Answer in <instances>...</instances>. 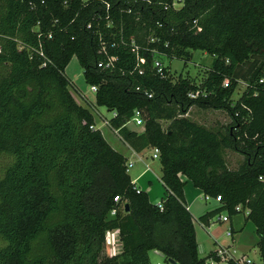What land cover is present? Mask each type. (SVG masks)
<instances>
[{
    "label": "trees",
    "instance_id": "1",
    "mask_svg": "<svg viewBox=\"0 0 264 264\" xmlns=\"http://www.w3.org/2000/svg\"><path fill=\"white\" fill-rule=\"evenodd\" d=\"M193 50L212 57L199 83L167 66L156 72V58L185 65ZM110 56L112 65L97 66ZM72 57L96 86L94 103L78 93L112 113L107 127L135 152L156 148L157 203L71 94ZM263 68L264 0H0V264H151V250L204 264L187 182L218 203L198 221L241 215L264 264ZM238 81L246 87L231 103ZM195 90L204 95L189 98ZM191 106L223 109L230 121L206 128L185 116ZM225 150L242 157L235 169ZM112 229L122 249L104 257Z\"/></svg>",
    "mask_w": 264,
    "mask_h": 264
},
{
    "label": "rangeland",
    "instance_id": "2",
    "mask_svg": "<svg viewBox=\"0 0 264 264\" xmlns=\"http://www.w3.org/2000/svg\"><path fill=\"white\" fill-rule=\"evenodd\" d=\"M174 5L175 7H178L179 2L175 3ZM159 59L164 66H167L170 75L174 78H176L177 75L186 76L188 78L193 79L195 83H199V81L203 77L205 69L209 68L212 57L204 53L203 51L193 50L191 51V59L187 61L185 65L184 62L178 58L160 56ZM64 72L72 83L70 87V92L73 95L74 99L77 103L85 107H89V109H91L95 117V126L102 131L105 140L110 145H113L112 147L114 149H119V152L121 154H123V152L127 153V148L122 144V142L118 139L114 132L109 127L103 125L100 113L98 111L103 113L102 115H104L107 119L112 116V113L108 111L105 107L95 106L97 111L92 109V107L87 103V101L84 100L78 93L81 92L87 97V99L91 103H94V92H92L90 86L85 83L83 77V69L75 57L71 58ZM245 87L246 82L238 81L236 88L234 89L233 93L229 98L231 103H234L239 98ZM186 117L189 120L194 121L206 128L220 131H222L224 126L230 121L229 116L223 109L203 108L199 106H192L188 111ZM150 153L147 154L148 156L146 158L144 157L143 162H135L133 167L129 169L128 174L130 175L131 179H135L145 169V165L147 164L149 166V170L146 171L141 178H139L136 184L137 186L141 187L148 186V180H150V201H152L153 203H157L160 199L164 197L165 194L163 187L160 185V182L158 180V177L160 176L159 163L156 158H152V153L151 155ZM224 158L226 161V166L229 169H235L242 159L239 154L230 150L224 151ZM186 190L188 192L186 196L189 206L188 210L192 218L194 232L198 242L202 244V251L200 250L199 255L204 256V254L206 255V252L209 248L213 249V245L211 246V238L207 234V231H209V233H213L214 235H216L217 240L221 245L230 244V242L232 241L231 243L235 250L234 255L239 254L241 252L242 247H244V245L249 244L248 247L243 250V253L246 254L247 257L257 260V262L260 264V260L256 258L257 253H253V251L256 250V247L253 244L254 240H256V236L254 234L252 224L250 222H247L245 223V225H243L244 222L242 216L240 215L237 221L238 224L235 225L236 227H238V225L241 224L243 225V228L240 233L234 236L233 240H230V238L226 237L225 230H227L228 223L218 222L216 220L218 215H214L210 219L212 223L209 228L202 229L198 225V217L204 214L205 212L216 208L218 206V203L213 199L204 200L203 195L191 186H186ZM224 214V212H220L219 215ZM101 255H103L104 257L109 256V253L106 249V245ZM156 260V258L151 257L152 262H155ZM159 264L166 263L160 259Z\"/></svg>",
    "mask_w": 264,
    "mask_h": 264
},
{
    "label": "built area",
    "instance_id": "3",
    "mask_svg": "<svg viewBox=\"0 0 264 264\" xmlns=\"http://www.w3.org/2000/svg\"><path fill=\"white\" fill-rule=\"evenodd\" d=\"M174 5V3H173ZM89 26V25H88ZM116 60V57L114 56H110L106 62L103 61H99L97 63L98 67H102V68H107L110 65H112V63ZM154 67L156 68V72L159 75H163V71L162 68L164 67V65L162 64V62L159 59H155L154 60ZM141 72V71H140ZM258 82L260 84H264V68H263V76L260 77L258 79ZM90 89L92 92L96 91V86L92 85L90 86ZM149 96H151L150 94H148ZM199 95H204L203 92L199 91V90H195L192 92H188L187 96L189 98H196ZM136 125H140L141 124V118H140V113L139 111H135L132 119H131ZM102 123L105 126H109L107 119H102ZM96 126L92 127L95 128ZM116 135V131H113ZM118 136V135H117ZM152 158H157V150L156 148L153 149L152 152ZM134 164V161H132L131 159L128 161L127 166L128 168L132 167ZM146 169H149L148 165H146ZM258 179L260 181H262L263 179L259 176ZM204 199H208V196H203ZM113 200L115 202H118L120 200L119 196H115L113 198ZM158 207H160L159 204H157ZM239 207H235V209H238ZM116 213V209L113 208L110 210V214L113 215ZM247 211L244 210V214H246ZM217 221L219 222H227V218L225 217V215H218L217 216ZM202 226V225H201ZM225 235H227L228 237L230 236L229 231L225 230ZM104 240H105V245L109 248V255L110 256H114L117 255L121 252V250L119 249V245H120V239H119V232L117 229H112V230H107L105 232V236H104ZM234 248L231 244H225V245H221V244H216L214 245L213 249H211L209 251V254L207 256V258L204 261V264H255L254 261L252 260V258L247 257L245 254L239 253V254H235L234 255Z\"/></svg>",
    "mask_w": 264,
    "mask_h": 264
},
{
    "label": "crops",
    "instance_id": "4",
    "mask_svg": "<svg viewBox=\"0 0 264 264\" xmlns=\"http://www.w3.org/2000/svg\"><path fill=\"white\" fill-rule=\"evenodd\" d=\"M192 107V106H191ZM190 107V108H191ZM190 108L188 109V111L190 110ZM188 111L186 112V116H187V113H188ZM99 113H100V117H101V119H107L104 115H102L103 113H101L100 111H98ZM104 135V134H103ZM119 139V138H118ZM120 140V139H119ZM121 141V140H120ZM122 142V141H121ZM122 144L127 148V153H124L123 152V155H125L127 158H132L131 160L132 161H134V163L135 162H143V160H144V157L146 158L148 155L147 154H149L150 152L152 153L153 152V150L152 149H143L142 151H140V152H135V151H133L131 148H129L125 143H123L122 142ZM111 146H113V145H111ZM117 150V149H116ZM117 151H119V149L117 150ZM151 153H150V155H151ZM149 155V156H150ZM139 160V161H138ZM134 165V164H133ZM147 165V164H146ZM146 165H145V169L135 178V179H132L133 180V182L135 183V185L137 186V184H136V182L139 180V178H141L142 177V175L146 172V171H148L149 169H146ZM149 167V166H148ZM180 179H184V177L183 176H180ZM148 183H149V185L148 186H144V187H141V186H137V187H139L140 189H142V190H145L146 192H147V194H148V197H149V199H150V192H151V181L150 180H148ZM186 186H190V183L189 182H187L186 183V185L184 186V188H183V198H184V204L186 205V209L188 210V208H189V206H188V200H187V198H186V196H187V194H188V192H187V190H186ZM195 189V188H194ZM195 190H197V189H195ZM199 193H201L199 190H197ZM204 199V198H203ZM210 199H212V198H208V199H204V200H210ZM214 201H216L215 199H213ZM217 202V201H216ZM189 211V210H188ZM240 215H235V216H233V217H231L228 221H227V223H228V226H230L232 229H233V233H232V235L230 236V237H228L227 235H226V237L227 238H230V240H233L234 239V236L235 235H237L238 233H240L241 232V230H242V228H243V225H245V223H247V222H245L243 225H241V224H239L238 225V227H236V225L235 224H238V217H239ZM219 222V221H218ZM211 221H210V219L208 220V224H206V225H203L202 223H200V222H198V225L202 228V229H207V228H209L210 227V225H211ZM202 225V226H201ZM240 227V228H239ZM207 234L209 235V237L211 238V246L213 245H216V244H220L219 242H218V240H217V237H216V235H214L213 233H209V231H207ZM194 235H195V232H194ZM195 241H196V244H197V252H198V254L200 253V250L202 249L201 247V243L200 242H198V240H197V238H196V235H195ZM232 242V241H231ZM230 242V244L232 245V243ZM228 243V242H227ZM254 246H255V240H254ZM249 245V244H248ZM248 245H244V247H242V249H241V252L240 253H242V254H244L243 253V250L245 249V248H247L248 247ZM213 246H212V248H213ZM233 246V245H232ZM256 247V246H255ZM106 249H107V252L109 253V248L106 246ZM119 249L121 250L122 249V245H121V243H120V245H119ZM211 250V248H209L208 250H207V252H206V254L209 252ZM247 250V249H246ZM202 251V250H201ZM247 252V251H246ZM245 252V253H246ZM253 253L255 254V253H257L256 254V258L259 260V257H258V250H257V247H256V250H254L253 251ZM205 255V254H204ZM246 255V254H245ZM199 256H201V255H199ZM151 257H154V258H156L157 260L155 261V262H152L151 261ZM202 257V256H201ZM149 258H150V263L151 264H159V260L161 259V260H163V256H162V254L159 252V251H157V250H151L150 252H149ZM253 261H254V263L255 264H259L258 262H257V260H255V259H252ZM164 261V260H163ZM165 262V261H164ZM166 264H171L169 261L168 262H165Z\"/></svg>",
    "mask_w": 264,
    "mask_h": 264
},
{
    "label": "water",
    "instance_id": "5",
    "mask_svg": "<svg viewBox=\"0 0 264 264\" xmlns=\"http://www.w3.org/2000/svg\"><path fill=\"white\" fill-rule=\"evenodd\" d=\"M127 209H128V205L126 204L125 205V210L127 211ZM171 264H176L173 260H171V259H169L168 260Z\"/></svg>",
    "mask_w": 264,
    "mask_h": 264
}]
</instances>
